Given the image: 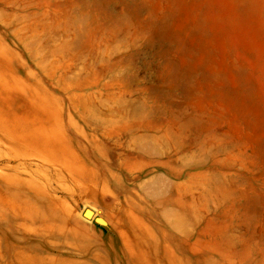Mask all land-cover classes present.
I'll use <instances>...</instances> for the list:
<instances>
[{
	"label": "rangeland",
	"instance_id": "obj_1",
	"mask_svg": "<svg viewBox=\"0 0 264 264\" xmlns=\"http://www.w3.org/2000/svg\"><path fill=\"white\" fill-rule=\"evenodd\" d=\"M0 264H264V0H0Z\"/></svg>",
	"mask_w": 264,
	"mask_h": 264
},
{
	"label": "water",
	"instance_id": "obj_2",
	"mask_svg": "<svg viewBox=\"0 0 264 264\" xmlns=\"http://www.w3.org/2000/svg\"><path fill=\"white\" fill-rule=\"evenodd\" d=\"M87 213H90V214H91V211H89V210H85L84 213H83V216H84L85 218H90V217L87 216Z\"/></svg>",
	"mask_w": 264,
	"mask_h": 264
},
{
	"label": "bare ground",
	"instance_id": "obj_3",
	"mask_svg": "<svg viewBox=\"0 0 264 264\" xmlns=\"http://www.w3.org/2000/svg\"><path fill=\"white\" fill-rule=\"evenodd\" d=\"M87 216H88V217H90V216H91V214H90V213H87Z\"/></svg>",
	"mask_w": 264,
	"mask_h": 264
}]
</instances>
